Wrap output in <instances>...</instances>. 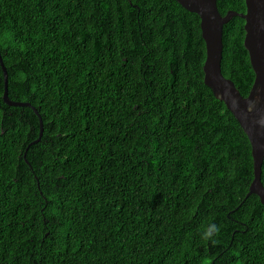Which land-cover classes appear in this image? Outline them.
Returning <instances> with one entry per match:
<instances>
[{
    "label": "trees",
    "instance_id": "1",
    "mask_svg": "<svg viewBox=\"0 0 264 264\" xmlns=\"http://www.w3.org/2000/svg\"><path fill=\"white\" fill-rule=\"evenodd\" d=\"M244 26H224L222 72L247 97ZM0 53L9 99L44 124L34 143L39 116L4 102L0 65V264H264L251 144L204 84L198 15L177 0H0Z\"/></svg>",
    "mask_w": 264,
    "mask_h": 264
},
{
    "label": "water",
    "instance_id": "2",
    "mask_svg": "<svg viewBox=\"0 0 264 264\" xmlns=\"http://www.w3.org/2000/svg\"><path fill=\"white\" fill-rule=\"evenodd\" d=\"M177 2L187 11L200 17L202 37L206 45L204 84L217 100L226 105L250 141L254 178L245 199L256 195L264 205V0H245V13L228 11L225 16L219 11L218 0H177ZM235 17L245 21L244 46L249 53L255 74L253 86L247 97L242 96L235 84L224 77L222 72L224 26ZM0 65L4 73V102L15 107H30L39 116L36 108L30 103L13 102L9 99V76L1 53ZM39 120L40 138L34 143L41 141L44 132L42 117L39 116Z\"/></svg>",
    "mask_w": 264,
    "mask_h": 264
},
{
    "label": "clouds",
    "instance_id": "3",
    "mask_svg": "<svg viewBox=\"0 0 264 264\" xmlns=\"http://www.w3.org/2000/svg\"><path fill=\"white\" fill-rule=\"evenodd\" d=\"M217 231V228L214 224L209 225L205 232L203 233L204 238H211L212 235Z\"/></svg>",
    "mask_w": 264,
    "mask_h": 264
}]
</instances>
